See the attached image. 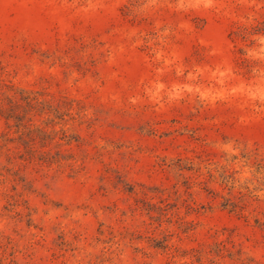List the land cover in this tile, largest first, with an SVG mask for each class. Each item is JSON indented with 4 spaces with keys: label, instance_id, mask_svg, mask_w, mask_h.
<instances>
[{
    "label": "rangeland",
    "instance_id": "obj_1",
    "mask_svg": "<svg viewBox=\"0 0 264 264\" xmlns=\"http://www.w3.org/2000/svg\"><path fill=\"white\" fill-rule=\"evenodd\" d=\"M0 264H264V0H0Z\"/></svg>",
    "mask_w": 264,
    "mask_h": 264
}]
</instances>
